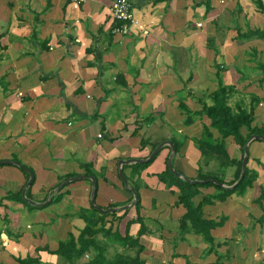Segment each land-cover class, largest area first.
<instances>
[{"label":"crops","instance_id":"0c3cea01","mask_svg":"<svg viewBox=\"0 0 264 264\" xmlns=\"http://www.w3.org/2000/svg\"><path fill=\"white\" fill-rule=\"evenodd\" d=\"M116 1L0 0V161L17 157L32 169L33 202L44 204L31 210L8 198L23 188L26 175L17 166L0 165V264H19L27 257L41 264H69L53 252L70 235H80L86 225L80 210L89 218L100 215L91 209L90 180L56 190L68 174L85 175L80 163L92 164L98 175L95 205L118 206L115 217L105 218V229L111 227L114 236L128 231L136 238L140 229L136 223L127 227L137 212L132 202L127 204L133 194L120 171L130 187L139 188L141 216L149 230L140 237L146 264H217L201 236L181 235L187 210L177 204L179 190L168 188L159 174L171 157L176 171L198 176L202 156L193 138H200L210 120L196 117L185 125L181 102L200 111V101L212 104L210 95L219 83L235 86L234 105L244 96L249 104L252 96L264 98L262 72L253 57L258 49L264 60V39L234 40L237 27L245 30L250 19L263 29L264 14L251 0H131L137 23L122 35L113 33L119 26L112 16ZM207 1L213 8L208 14ZM253 125H264V102L255 109ZM173 139L182 143L180 150L173 154L169 145L163 146L139 175L132 172L134 163L120 165L146 159L153 144ZM226 146L238 160L240 150L232 138ZM217 163L209 161L206 169L214 170ZM247 165L258 174L253 186L203 209L206 219L228 218L212 230L222 244L218 252L224 264H264V223L250 218L262 215L253 199L264 186V141H250ZM235 171L219 167L215 174L229 183ZM200 192L212 196L216 189ZM60 193L61 199L50 203ZM202 200L194 199L196 204ZM100 238L106 242L111 236ZM104 246L117 249L113 242Z\"/></svg>","mask_w":264,"mask_h":264},{"label":"trees","instance_id":"16d2710c","mask_svg":"<svg viewBox=\"0 0 264 264\" xmlns=\"http://www.w3.org/2000/svg\"><path fill=\"white\" fill-rule=\"evenodd\" d=\"M258 12L264 14V2L263 0H254ZM209 1L206 2L207 14L210 13L213 8L210 6ZM239 11L242 12V8H239ZM237 36L235 40L237 42H242L244 40L251 39H264V28L263 29H251L250 27L247 30H243L240 27H237ZM34 30V36H35ZM259 69L264 74V63L259 66ZM260 84H264V75L260 79ZM236 88L234 86H227L222 83H219L217 89L210 95L212 104L209 105L207 102L200 101L202 104V109L197 112H192L190 109L183 103H180L181 110L186 114V119L184 121L185 125H190L194 122L196 117H206L210 120L209 125H204L203 131L200 138H193V142L196 144L197 149L200 151L202 164L205 166L208 165L209 161H216L219 164V167L226 169L228 167H236L235 176L233 181L226 183L223 176L214 177L210 174L203 172L202 166L198 169V176L195 179L187 178L183 175L184 178L179 177L177 174L173 173L169 167L166 165L165 171L159 174V179L163 182L168 188L176 187L179 190L178 205H183L186 208V213L181 219V235L186 233H194L202 237L203 241L208 244V253H214L218 257L217 264L222 263V255L218 252V249L221 247V243L218 242L212 235V230L223 227L227 221L226 216L220 217L218 221L210 220L204 218L203 209L205 205H214L216 202H224L235 193H244L246 190L253 186L254 182L258 179V174L249 169L248 165L246 166L245 176L242 182L234 189H227L223 186L214 184L209 180H217L223 185L233 186L241 177L242 164L245 154V146L250 138L253 136H262L264 138V125L254 126L255 121V109L261 103L264 102V98H259L257 96H252V102L249 105H246L243 101L236 102L235 105H231L230 99ZM243 129L246 130V134L243 133ZM213 130L217 131L218 138L215 137ZM232 138L235 144L240 150V158L233 159L230 157L229 151L226 146V140ZM259 140V139H256ZM178 152L182 146V143H178L176 139L172 140ZM264 141V140H260ZM161 143L153 144L152 152L160 145ZM145 145V142L142 141V147ZM168 147V146H167ZM162 150V149H161ZM160 150V152H161ZM151 152V153H152ZM160 152L148 163H134L130 167L134 175H139L143 170H145L160 154ZM15 161L22 164L17 157L13 158ZM248 164V163H247ZM80 167L84 169L85 175L94 176L96 181L98 180V175L94 170V167L90 163H80ZM28 168V167H27ZM125 168V167H124ZM20 169V168H19ZM26 175V184L30 179V175L20 169ZM33 173L34 171L30 169ZM182 174V173H180ZM77 176V174H68L65 178H62L60 183L57 184L56 190L62 185L65 180H68L72 177ZM206 183H199L205 182ZM35 183V179L32 183ZM25 184V185H26ZM23 186V188L25 187ZM69 185V184H68ZM66 185L65 187H67ZM27 189L26 198L32 201L34 197L31 194V189ZM214 187L216 193L212 196L202 195L200 188L203 187ZM64 187V188H65ZM23 188L17 194H10L8 198H11L17 202H20L28 206L31 210L38 209L36 206L31 205L27 202L23 196ZM138 193V200L135 204V209L137 212L136 219L128 221L127 227L136 223L140 225L138 231V236L133 238L130 236L128 231L125 235L117 234L116 237L111 232V227L107 231L105 229L106 221L105 218L109 215H116L115 212L110 213H101L95 208H91L98 212L100 215L97 218H89L87 216V211L85 209L80 210L79 216L85 221L86 225L81 230L80 235L76 238L73 235H70L69 239L59 243L58 249L53 252L59 257L65 259L69 264H76L82 262V264H146V262L141 259L140 255L144 252L145 247L140 242V237L148 234L149 230L144 221V218L141 216V199L139 194V188L136 186L133 187ZM97 184L95 192V201L97 193ZM54 191H51L49 197L53 195ZM62 194H56L52 201L58 202L61 199ZM198 196H202L203 200L196 204L194 199ZM135 197L132 195L130 201L127 204L133 202ZM264 186L259 187L258 195L253 199V203L257 204L262 210V215L259 219H255L252 216V219L256 223H264ZM125 204V205H127ZM118 206L111 205L109 208H103L104 210L116 209ZM128 211H125L126 213ZM125 215L123 214V217ZM107 235V237H114L116 241L120 242L125 247L137 248L138 254L136 257H128L122 254H117L113 258L107 257V250L100 245L97 240L99 235ZM182 238H184L182 236ZM38 251H41V248H38ZM88 255V258H86ZM19 264H41L39 258L27 257L24 259L18 260Z\"/></svg>","mask_w":264,"mask_h":264},{"label":"water","instance_id":"95a60500","mask_svg":"<svg viewBox=\"0 0 264 264\" xmlns=\"http://www.w3.org/2000/svg\"><path fill=\"white\" fill-rule=\"evenodd\" d=\"M253 138L259 139V140H264V138L262 136H253L252 138H250L248 140V142H247V144L245 146V154H244V159H243V164H242L241 177L233 186H229V187L228 186H224L221 182H219L217 180H209V181L214 183V184L223 186L224 188H227V189L236 188L242 182V180H243V178L245 176L246 166H247V163H248V160H249V143H250V141ZM165 145H169L171 147V151H172L173 154L176 153V149H175V146H174L173 142L164 141L150 154V156L148 158L130 160V161H121L120 165H126V164H129V163H148L149 161H151L160 152L162 147L165 146ZM0 165H14V166H17L18 168L22 169L23 171L27 172L30 175V179L27 182V184L25 185V187L23 188V191H22L23 198L27 202H29L31 205H33V206H42V205H44V204H37V203L33 202L32 200H29V199L26 198V191H27L28 188H30L32 186V183H33V181L35 179L34 173L29 168L22 166L20 163H18L17 161H14V160L0 161ZM168 165H169V167H170V169H171V171L173 173L177 174L181 178H184L182 174H180L178 171H176L174 169V166H173L172 161H171V157L168 160ZM120 175H121V178H122L125 186L130 189V191L132 192V194L135 197L134 202H132V206H133V205L136 204V202L138 200V193L133 187L129 186L127 178L124 175L122 170L120 171ZM79 179H88V180H90L92 182V186H93V189H92V206L95 207V209H97L98 211H100L102 213L116 212L118 210V209L103 210V209H101V208H99L98 206L95 205L96 179H95L94 176L79 175V176L72 177V178H70L68 180H65L62 183V185L57 189V191H60L68 183H71V182L79 180ZM199 183H206V181L205 182H199ZM128 207L129 206H125L124 208H120L119 210L122 211V210L128 209Z\"/></svg>","mask_w":264,"mask_h":264},{"label":"rangeland","instance_id":"374dc122","mask_svg":"<svg viewBox=\"0 0 264 264\" xmlns=\"http://www.w3.org/2000/svg\"><path fill=\"white\" fill-rule=\"evenodd\" d=\"M251 2L253 3V4H255V2L254 1H252L251 0ZM240 14V13H239ZM227 16H228V14H227ZM264 17V16H263ZM252 19H250L248 22H246L245 23V27H244V29L245 30H247L249 27L250 28H252V29H257V28H262V24H253L252 22ZM251 22V23H250ZM248 24V25H247ZM218 25L220 26V24L218 23ZM226 28V27H225ZM235 40V39H234ZM236 41V40H235ZM239 43V42H238ZM249 55V54H248ZM254 55H256L255 57H254ZM263 55V53H261V51L260 50H256V51H253V57H254V59H255V63H256V65H257V67H258V69H259V66L262 64V63H264V60H263V58H261V56ZM260 70V69H259ZM261 71V70H260ZM262 72V71H261ZM261 75L263 76L264 74H263V72L261 73ZM259 81V80H258ZM235 87V86H234ZM246 96H244V97H241V98H239V99H237V102H241V101H243L246 105H248L249 103L247 102V99L249 98V96L247 97V98H245ZM231 103V105H234L232 102H230ZM171 131H172V129H171ZM200 137H201V135H200ZM159 156V155H158ZM158 158V157H157ZM204 161L202 160L201 162H200V164H201V166H202V170H203V172H206V173H209L210 175H212V176H214V177H219V175H220V173H217V174H215V172H217L218 170H219V167H218V163H217V165L215 166L216 168L214 169V170H212V171H209V170H207L206 169V167L207 166H205L204 164H202ZM200 164H199V167H200ZM95 208V207H94ZM100 208V207H99ZM102 209V208H101ZM104 210V209H103ZM251 209L249 208V211H250ZM102 213V212H101ZM109 216H114L115 217V215H109ZM250 218H251V220H252V222H254L253 221V219H252V217L250 216ZM252 230V229H251ZM120 235H122L121 233H120ZM113 236V235H112ZM111 236V239L110 240H107L106 242H104V241H102L101 240V238H100V241H99V239H98V237H97V240H98V242L100 243V245H107V244H109V243H111V242H113L114 244H116V246H117V249L114 247V248H112V249H110V247H109V250L107 251V253H108V256L109 257H112V255L113 254H115V253H117V252H119V254H122V255H125V256H128V257H136L137 256V254H138V250H137V248H129V247H125L124 245H122L120 242H118V241H116V239H114V237H112ZM115 237H116V235H115ZM142 243V242H141ZM105 247V249H107L106 248V246H104ZM225 263V262H224Z\"/></svg>","mask_w":264,"mask_h":264},{"label":"built area","instance_id":"2783aa9c","mask_svg":"<svg viewBox=\"0 0 264 264\" xmlns=\"http://www.w3.org/2000/svg\"><path fill=\"white\" fill-rule=\"evenodd\" d=\"M112 16L115 21L119 22V26L114 28L113 33L126 35L130 31L131 25L137 23L131 0H117L113 5Z\"/></svg>","mask_w":264,"mask_h":264}]
</instances>
